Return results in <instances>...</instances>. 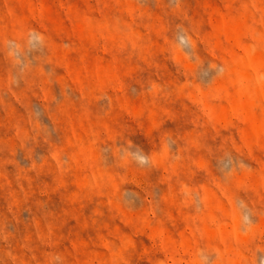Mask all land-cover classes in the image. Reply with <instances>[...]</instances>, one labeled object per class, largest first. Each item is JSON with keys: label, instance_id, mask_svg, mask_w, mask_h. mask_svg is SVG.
<instances>
[{"label": "rangeland", "instance_id": "374dc122", "mask_svg": "<svg viewBox=\"0 0 264 264\" xmlns=\"http://www.w3.org/2000/svg\"><path fill=\"white\" fill-rule=\"evenodd\" d=\"M0 264H264V0H0Z\"/></svg>", "mask_w": 264, "mask_h": 264}]
</instances>
